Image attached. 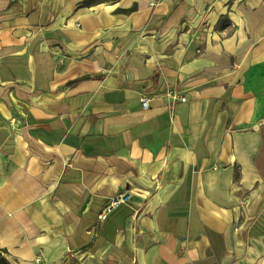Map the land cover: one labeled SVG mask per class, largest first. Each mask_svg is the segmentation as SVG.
Returning a JSON list of instances; mask_svg holds the SVG:
<instances>
[{"label":"crops","instance_id":"0c3cea01","mask_svg":"<svg viewBox=\"0 0 264 264\" xmlns=\"http://www.w3.org/2000/svg\"><path fill=\"white\" fill-rule=\"evenodd\" d=\"M0 248L264 264V0H0Z\"/></svg>","mask_w":264,"mask_h":264},{"label":"built area","instance_id":"2783aa9c","mask_svg":"<svg viewBox=\"0 0 264 264\" xmlns=\"http://www.w3.org/2000/svg\"><path fill=\"white\" fill-rule=\"evenodd\" d=\"M168 95L172 99L180 100V101H185V97L183 95H179L175 92H168ZM139 101L142 104L143 107H148L149 106V98L146 95H141L139 97ZM129 199V194L128 193H120L114 197H112L107 204L101 209V211L98 214V219L99 220H104L106 216L112 212L114 208H116L118 205L121 203L126 202Z\"/></svg>","mask_w":264,"mask_h":264},{"label":"trees","instance_id":"16d2710c","mask_svg":"<svg viewBox=\"0 0 264 264\" xmlns=\"http://www.w3.org/2000/svg\"><path fill=\"white\" fill-rule=\"evenodd\" d=\"M0 264H9L6 258V251L0 248Z\"/></svg>","mask_w":264,"mask_h":264}]
</instances>
